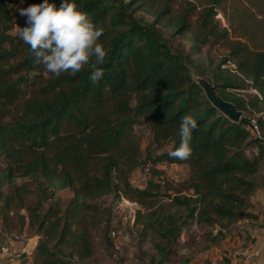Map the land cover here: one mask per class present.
Segmentation results:
<instances>
[{
    "label": "trees",
    "instance_id": "16d2710c",
    "mask_svg": "<svg viewBox=\"0 0 264 264\" xmlns=\"http://www.w3.org/2000/svg\"><path fill=\"white\" fill-rule=\"evenodd\" d=\"M39 2L0 0V214L39 234L32 264L91 258L90 224L107 198L112 207L138 205L134 224L157 252L152 264L188 259L182 238L193 253L204 251L257 217L249 207L264 166V0H76L104 27L96 84L87 66L76 75L47 72L10 32L15 18L25 25L20 10ZM194 75L241 119L217 108ZM246 89L254 92H238ZM256 113L262 138L248 127ZM186 114L197 122L192 154L177 160L168 152ZM141 124L152 136L144 150L134 129ZM160 162L187 164L189 174L169 179L155 168ZM142 164L152 176L140 188L131 174Z\"/></svg>",
    "mask_w": 264,
    "mask_h": 264
},
{
    "label": "rangeland",
    "instance_id": "374dc122",
    "mask_svg": "<svg viewBox=\"0 0 264 264\" xmlns=\"http://www.w3.org/2000/svg\"><path fill=\"white\" fill-rule=\"evenodd\" d=\"M199 11V8L197 9ZM216 18L223 25H227V18L219 11ZM147 22L149 16L144 15ZM20 19L15 18V24L11 33L16 34L19 29ZM219 52H226L223 48ZM216 53L215 51L213 52ZM195 79L203 78L194 75ZM207 80V79H206ZM238 92H254L251 89L238 90ZM9 117V116H8ZM135 133L141 139L142 150L149 144L152 136L149 129L141 124L135 125ZM153 145L152 148H154ZM172 142L165 143L164 149H169ZM162 150H155L154 154ZM0 163L4 164L3 159ZM155 168L163 171L164 176L173 180H181L188 176L189 166L187 164H170L160 162ZM152 169L149 164H142L131 174V182L134 186L143 188L152 176ZM157 178V177H156ZM21 182V181H20ZM64 198L71 195V192H61ZM110 198L101 202V213L95 217V222L90 224V239L93 249V256L81 260L75 256L69 264H152L151 259L157 253L149 238H142L134 224L135 210L138 205L128 200L120 201L115 206H109ZM112 207V208H111ZM25 213V210H22ZM19 220L14 217L6 223L0 214V264H32V251L39 240V234L32 235L29 227L22 228L15 226ZM234 232V231H233ZM233 232L231 234L233 235ZM230 234V235H231ZM6 248V249H4Z\"/></svg>",
    "mask_w": 264,
    "mask_h": 264
},
{
    "label": "clouds",
    "instance_id": "9594fccd",
    "mask_svg": "<svg viewBox=\"0 0 264 264\" xmlns=\"http://www.w3.org/2000/svg\"><path fill=\"white\" fill-rule=\"evenodd\" d=\"M25 25L17 31L19 38L29 46L33 63L42 64L55 76L62 73L76 75L87 66L91 69L89 80L96 84L103 76L97 67L105 62L107 49L101 37L103 25H97L90 14L82 10L76 0H60L59 5L50 0L28 4L20 10ZM105 91L109 88L105 85ZM196 120L186 114L179 127L180 142L168 155L177 160H187L192 154L193 131Z\"/></svg>",
    "mask_w": 264,
    "mask_h": 264
},
{
    "label": "crops",
    "instance_id": "0c3cea01",
    "mask_svg": "<svg viewBox=\"0 0 264 264\" xmlns=\"http://www.w3.org/2000/svg\"><path fill=\"white\" fill-rule=\"evenodd\" d=\"M249 210L257 217L238 221L233 235L229 233L207 250L193 253L182 238L180 253L188 259L166 264H264V166L261 186L251 197Z\"/></svg>",
    "mask_w": 264,
    "mask_h": 264
},
{
    "label": "water",
    "instance_id": "95a60500",
    "mask_svg": "<svg viewBox=\"0 0 264 264\" xmlns=\"http://www.w3.org/2000/svg\"><path fill=\"white\" fill-rule=\"evenodd\" d=\"M200 86L203 88L206 97L217 107L219 108L225 115L228 116L231 120L239 121L242 117V111L237 108V106L222 96L218 95L214 86L205 78L196 79Z\"/></svg>",
    "mask_w": 264,
    "mask_h": 264
},
{
    "label": "built area",
    "instance_id": "2783aa9c",
    "mask_svg": "<svg viewBox=\"0 0 264 264\" xmlns=\"http://www.w3.org/2000/svg\"><path fill=\"white\" fill-rule=\"evenodd\" d=\"M259 115H261V113H256L249 117L248 127L254 136L262 138L263 130L258 121Z\"/></svg>",
    "mask_w": 264,
    "mask_h": 264
}]
</instances>
